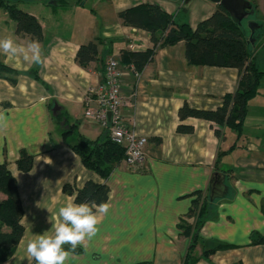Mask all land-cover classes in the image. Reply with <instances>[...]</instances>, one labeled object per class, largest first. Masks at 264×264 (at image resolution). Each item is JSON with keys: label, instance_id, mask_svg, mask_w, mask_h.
Returning a JSON list of instances; mask_svg holds the SVG:
<instances>
[{"label": "crops", "instance_id": "1", "mask_svg": "<svg viewBox=\"0 0 264 264\" xmlns=\"http://www.w3.org/2000/svg\"><path fill=\"white\" fill-rule=\"evenodd\" d=\"M8 1L37 18L42 37L19 35L16 21L0 7V39L12 37L21 46L38 41L43 63L0 52V61L17 72L0 76V164L7 163L17 180L25 227L15 252L3 264H35L27 254V242L54 234L59 208L69 200L75 202L74 195L64 191L66 184L81 189L90 180L109 186V211L99 214L98 232L74 250L68 264H184L191 236L181 229V219L189 213L197 191L209 195L214 172L224 173L226 187L223 197L208 204L192 250L198 259L195 264H264V77L249 102L242 135L224 128L220 138L216 123L202 118L181 121L179 109L188 104L217 110L224 97L237 90L239 70L190 64L183 41L161 48L138 76L123 64V115L148 139L142 170L128 168L122 159L104 178L87 168L72 148L80 136L110 138L107 129L84 116L85 97L102 80L106 59L121 60L122 50L152 47L151 33L124 24L118 15L121 10L151 3L176 14L184 7L186 20L196 28L218 4ZM249 1L253 12L242 23L251 39V58L264 70V0ZM250 21L258 22L254 32ZM96 39L103 40L98 59L82 67L77 52ZM181 123L193 126V132H179ZM22 151L33 156L27 172L17 165ZM64 248L70 250L69 245Z\"/></svg>", "mask_w": 264, "mask_h": 264}, {"label": "trees", "instance_id": "2", "mask_svg": "<svg viewBox=\"0 0 264 264\" xmlns=\"http://www.w3.org/2000/svg\"><path fill=\"white\" fill-rule=\"evenodd\" d=\"M0 7L7 10L9 16L17 23V33L30 36L31 39L42 37V27L36 17L19 9L8 0H0ZM186 8L181 7L176 14L166 12L157 4L142 3L121 10L118 15L126 25L145 29L151 33L152 47L144 51L122 50V64H134L141 72L152 61L161 48L174 45L180 41L185 43L187 61L193 65H213L237 68L240 81L233 94H227L223 104L217 110L192 108L184 104L179 109V118H202L217 124L215 130L218 137L225 135L224 128L235 130L242 135L248 105L259 92L264 70H261L251 58L250 41L243 23L233 18L221 5L215 12L200 21L193 28L186 20ZM255 37V35H253ZM103 40L96 39L80 46L76 61L88 68L91 62L98 59V51ZM15 69L0 61V76L16 74ZM14 82L15 79L11 78ZM179 132H193V126L179 124ZM72 148L77 152L85 166L106 178L125 157V149L114 143L111 138L91 140L80 136ZM21 171H30L33 167V156L22 151L17 161ZM64 191L74 195L75 203L95 202L96 205L107 203L110 189L105 183L92 180L86 182L81 189L66 184ZM189 213L181 219L180 227L191 236V245L184 264H195L197 258L192 250L198 240V232L205 222L209 202H214L206 193L197 191ZM95 211V209H94ZM23 207L19 197L17 180L9 170L7 163L0 164V264H3L16 250L21 241L25 227L21 222ZM214 250L207 251L214 252Z\"/></svg>", "mask_w": 264, "mask_h": 264}, {"label": "clouds", "instance_id": "3", "mask_svg": "<svg viewBox=\"0 0 264 264\" xmlns=\"http://www.w3.org/2000/svg\"><path fill=\"white\" fill-rule=\"evenodd\" d=\"M0 52L6 56H22L25 61L32 63H43L38 41L21 46L12 37H6L0 39ZM2 119L0 116V120ZM108 211L107 203L96 205L95 202L75 203L69 200L59 208L60 220L54 225V234H41L27 242L28 256L35 264H68L74 250L84 245L86 240H91L98 232V225L101 223L99 214L106 215ZM65 245H69L70 250H65Z\"/></svg>", "mask_w": 264, "mask_h": 264}, {"label": "built area", "instance_id": "4", "mask_svg": "<svg viewBox=\"0 0 264 264\" xmlns=\"http://www.w3.org/2000/svg\"><path fill=\"white\" fill-rule=\"evenodd\" d=\"M139 75L134 64L129 65ZM123 64L118 58L106 59L102 80L85 97L84 116L90 122L107 129L111 140L125 149L124 161L128 168L140 171L145 164L148 139L139 135L123 115L124 99L121 94Z\"/></svg>", "mask_w": 264, "mask_h": 264}, {"label": "water", "instance_id": "5", "mask_svg": "<svg viewBox=\"0 0 264 264\" xmlns=\"http://www.w3.org/2000/svg\"><path fill=\"white\" fill-rule=\"evenodd\" d=\"M190 0H186L188 2ZM217 4H221L228 13L240 23L253 12V5L249 0H211ZM258 24L254 21L249 22V28L254 32L255 27ZM59 109L58 105H55L54 112L56 113ZM225 175L221 172H214L211 183H210V199L214 201L215 199L221 198L224 195L225 190Z\"/></svg>", "mask_w": 264, "mask_h": 264}, {"label": "rangeland", "instance_id": "6", "mask_svg": "<svg viewBox=\"0 0 264 264\" xmlns=\"http://www.w3.org/2000/svg\"><path fill=\"white\" fill-rule=\"evenodd\" d=\"M252 13V12H251ZM252 15H250V17H251ZM247 19V18H246ZM246 19H245V21H246ZM248 23V22H247ZM258 23V22H257ZM264 52V51H263Z\"/></svg>", "mask_w": 264, "mask_h": 264}]
</instances>
